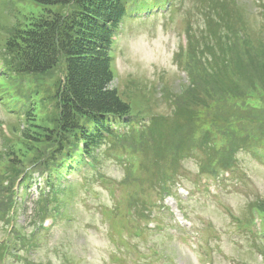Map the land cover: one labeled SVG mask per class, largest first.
I'll return each instance as SVG.
<instances>
[{
  "label": "rangeland",
  "instance_id": "1",
  "mask_svg": "<svg viewBox=\"0 0 264 264\" xmlns=\"http://www.w3.org/2000/svg\"><path fill=\"white\" fill-rule=\"evenodd\" d=\"M138 1L143 4L144 1L154 0ZM235 1L246 14L248 34L252 38L262 37L260 30L264 32V21L257 16L254 1ZM262 1L264 7V0ZM130 2L131 0L127 1L128 4ZM204 3V0H174L175 6L171 5L172 10L166 15L159 14L135 20L127 16L119 26L114 40L111 52L114 79L111 88L117 91L122 101L129 104L133 118L148 123L150 130L148 137L153 142L157 141L159 145L160 169L163 167L168 150V144L160 132L168 125L182 130L184 126L189 125L187 119L192 117V108L187 109V107L192 103L194 90L188 83V76L184 71L187 63L186 55L180 51L186 45L184 36L189 35L196 48L205 46L210 34L219 31L205 24L208 14ZM154 6L149 8L153 9ZM128 7L130 8V5ZM43 11L44 8L40 4L23 0H0V47L3 46L4 37L8 33L7 28L19 22V18L15 16L18 12L29 15L42 14ZM262 43L264 44V41ZM250 66L252 69L250 73H255L261 84L245 93L241 99L229 100L225 108L217 111L215 107L210 106L215 112L227 113L232 118L230 121H236L228 127L232 135L226 133L225 136V138L230 137L236 144L228 146L224 140L218 141L215 149L208 154V163L219 162L223 151H226L232 161L235 158L234 164L242 162L245 173L241 178L242 183L219 188L217 182L213 180L216 194L209 196L202 186L194 185L198 174V161H186L184 188L190 196L182 197V200L187 199L182 204L188 215L178 209V203L174 199L166 201L167 206L175 213L174 216L167 210L154 212V220L166 226V237L152 234L140 239L132 235L135 239H130L131 236L120 228L119 230L110 228L105 208L110 205L115 183L124 173L122 164H117L116 157L119 159L121 152L127 151L116 149L117 152L113 157L107 147L101 148L100 162L95 169L86 171L82 168L63 175V187L58 190V193L62 192V194L56 204L50 205L47 210L50 218V226L47 227L49 229L42 230L44 219L39 222L32 221L35 213L37 214L33 218L37 220L40 213H44L40 212V209H43L42 206L45 204L40 206L37 201L40 188L38 182L27 189L25 194L22 190L19 192V204L16 214L11 219L3 216L6 203L10 198H14V192L11 190L15 185L13 181L17 172L27 167H34L42 155H52L46 136V127L50 123L45 121L52 117L54 112V108H49V105L56 100V91L60 86L63 71L65 72V65L61 63L57 69L44 76L29 77L33 80H28L26 84L22 82L23 89L36 85L35 89L39 92L36 99L37 112L39 109L42 111L48 109L39 115L40 118L35 116L29 119L16 118L8 112V104H2L9 93L0 95V242L4 243L6 239H32L28 249L24 251L15 249L9 253L14 257L13 260L9 259L10 262L15 261L14 264H197L195 259L190 257L189 252L180 246L179 232L172 225L176 222L181 223L187 218L194 222L195 231L202 232L205 239L204 246L210 252L211 264H264V244L255 240V246L244 233L245 230L250 231L248 226L255 228L251 222H255L257 227L260 226L264 233V166L259 160L253 159L252 153L249 152V147L253 145L264 147V143L259 137L256 141L250 137L246 140L250 141L246 150L241 149L240 146L246 142L241 136L243 133L250 132V135L257 134L260 139H264V68L257 60ZM235 86L233 81L222 83V87L227 89H235ZM184 87L188 89L186 93L182 91ZM181 93L184 98L178 105V112H184L183 121L177 119V114L172 117L176 110L174 111L171 106L174 96ZM167 97L169 98L166 99ZM207 118L222 119L220 114L214 112H208ZM156 119L158 121H155ZM33 137L38 138L36 141L32 140L36 142L35 146L28 143V139ZM179 141L178 135L170 138L172 143ZM181 142L189 148H194V141ZM238 147L240 149L237 150ZM110 148L116 147L110 146ZM34 176L37 177L38 174ZM101 178L109 179L111 184H104ZM60 182L61 180L56 179V186ZM192 233L193 231L187 232L188 235ZM218 236L220 239H214ZM207 240L210 246L206 243ZM12 245L14 248L16 244L12 243ZM259 246L262 255L257 250ZM160 251L162 256L167 254L169 258L159 257ZM21 257L23 258L18 259ZM198 264H203V260Z\"/></svg>",
  "mask_w": 264,
  "mask_h": 264
},
{
  "label": "trees",
  "instance_id": "2",
  "mask_svg": "<svg viewBox=\"0 0 264 264\" xmlns=\"http://www.w3.org/2000/svg\"><path fill=\"white\" fill-rule=\"evenodd\" d=\"M23 1L40 4L44 11L29 15L18 12L15 16L19 22L7 28L8 33L0 47L3 68L0 95L9 93L27 76L44 75L65 61V81L56 105L59 110L57 130L46 133L54 142L56 135L63 139L52 158L55 169H63L57 162L59 158L85 168L89 166L83 158L98 164L101 147L108 148L109 145L135 153L153 151L159 158V145L148 137V125H145L146 130L131 129V108L111 88L114 78L110 52L125 15L124 0ZM206 1L209 6L205 24L219 31L210 34L205 46L194 48L190 40L185 71L194 90L190 105L192 117L187 119L189 125L181 132L183 138L200 142L203 150L211 147L209 129L216 134L222 130L226 133L225 126L232 119L210 106L218 111L225 108L229 100L241 99L245 93L257 88L261 81L255 73H250V64L257 60L264 68V32L262 37L252 38L241 17L231 15L230 5L225 0ZM54 8L57 10L53 11ZM232 81L236 84L235 89L222 87V83ZM182 91L186 93L188 89L184 87ZM183 98L182 93L174 96L171 101L174 111L178 112ZM208 112L220 114L223 120L207 118ZM117 129L124 134L118 133ZM174 132L177 131L170 128L166 141ZM160 134L164 137L163 130ZM37 139H28V143L35 146L36 142L32 140ZM183 152L181 147L173 150V165L178 164ZM19 173L20 170L17 175ZM127 204L129 207L135 205L138 215L143 216L148 202L143 198H129Z\"/></svg>",
  "mask_w": 264,
  "mask_h": 264
}]
</instances>
